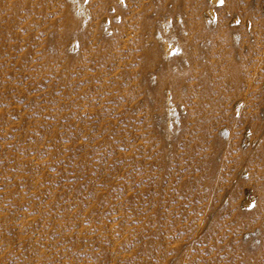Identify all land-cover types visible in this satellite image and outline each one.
Instances as JSON below:
<instances>
[{
  "label": "rangeland",
  "instance_id": "374dc122",
  "mask_svg": "<svg viewBox=\"0 0 264 264\" xmlns=\"http://www.w3.org/2000/svg\"><path fill=\"white\" fill-rule=\"evenodd\" d=\"M0 264H264V0H0Z\"/></svg>",
  "mask_w": 264,
  "mask_h": 264
},
{
  "label": "bare ground",
  "instance_id": "6f19581e",
  "mask_svg": "<svg viewBox=\"0 0 264 264\" xmlns=\"http://www.w3.org/2000/svg\"><path fill=\"white\" fill-rule=\"evenodd\" d=\"M180 61V60H179Z\"/></svg>",
  "mask_w": 264,
  "mask_h": 264
}]
</instances>
